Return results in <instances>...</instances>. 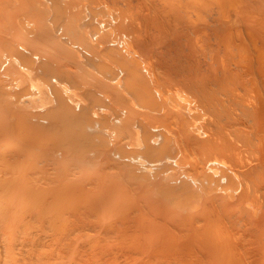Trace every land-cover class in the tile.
I'll use <instances>...</instances> for the list:
<instances>
[{
  "label": "bare ground",
  "instance_id": "1",
  "mask_svg": "<svg viewBox=\"0 0 264 264\" xmlns=\"http://www.w3.org/2000/svg\"><path fill=\"white\" fill-rule=\"evenodd\" d=\"M55 1L0 0V55L4 51L13 55L8 64L10 72H17L26 64L33 66L35 61H30L33 64L26 62L29 61L28 56L39 58L42 69L52 71L53 66H58L64 61L62 57L69 59H65L66 62L73 63V67L76 68L73 56L78 51L77 47L85 52L84 56H87V59L84 61L92 62L89 65L94 64L105 77L102 78L103 76L99 74L97 76H100L101 80H98V77L96 81L95 68L93 69L94 80L87 78L90 79L88 80L90 84L94 82L89 88L95 89L91 95H96L94 94L98 90L96 88L105 91V88L99 87L101 84L109 89V95L105 97L108 103L100 104L102 100L99 101L96 96L92 99L93 103L97 101L99 105L112 110L109 116L111 122L107 119L111 124L107 123L106 126L109 125L107 130L118 136H115L117 137L115 141L112 140L113 144L109 140L113 146H111L113 153L109 149L111 147H107L111 152L109 154L114 155L117 152L116 154L122 158L117 157L121 161L117 162L116 157L113 159L112 155L111 159L110 155H107L105 160L108 164L110 162V166L106 165L102 160L109 150L105 148L107 152L100 153L103 159L100 157L99 162L103 166H108L113 174L119 172L124 177V182L119 190L116 188L114 190L111 186L113 184L103 185L101 178H105L106 174L103 170L107 172L108 168L101 166L99 168L102 170L96 168L99 170L97 172L103 171L104 174L100 172L103 174L101 176L99 173L101 178L94 180L92 178L91 183L89 176L93 172L90 170L89 175L84 174L88 180L84 175L83 177L77 174L87 180L88 184H92L93 190L89 184V187L87 186L89 191L86 188L84 191L83 187L81 189L83 191L74 196L63 193L50 194L53 195L54 201L47 204L43 198L46 197V191H42L46 188L42 187L41 194L38 195L43 202L38 200L33 204L21 203L20 211L10 213L8 210L14 211L17 207L14 205L13 197L10 199V203L14 201L11 205L0 208V264H264V0H57V3ZM58 3L61 5L58 6ZM52 13L58 17L56 22L52 21L57 24L60 19L61 24L60 22L58 24L62 25L61 27L58 25L60 29L57 28V34L47 24L52 23L50 21L54 18L50 16ZM82 21L84 25L81 29ZM19 22L32 31L26 35L27 30L21 29L22 25ZM56 36L72 40L70 43L73 44V48L76 46V51L69 48L71 44L68 45L66 40L64 44L61 43L62 46L67 44L68 47L65 46L69 50L75 51V55L74 51L73 55L70 54L72 60L66 55L62 56V48L65 46L57 44L59 38L56 41ZM17 38L20 42L16 41ZM80 56L84 59L83 54ZM80 56L78 55V58ZM66 62L64 61L62 65H67ZM2 63L0 69L4 67L6 60ZM84 64L85 62L81 63V66ZM77 66L79 67V64ZM3 67L0 71L4 70ZM63 68H60L61 72L65 70L70 73L72 71V75L73 72L76 73L70 66L68 70ZM87 69L91 68L86 67ZM68 72L66 76L69 77ZM72 75L71 77H74ZM79 75L78 71L79 81L83 78L84 84H87L86 77ZM75 77L78 81L77 75ZM49 79L47 77L48 82ZM102 79L108 80L106 83L103 81L107 85H103ZM95 81L97 86L101 81L98 87ZM57 82L62 84L64 81ZM81 82L77 84L84 85ZM72 83L75 84L74 81ZM53 86H56L55 83ZM99 92L98 94L102 95ZM3 94L1 97H4ZM89 94L87 92L86 97L93 98ZM45 96L46 93H43L39 98ZM53 99L55 100V97ZM64 101L67 102L68 99ZM66 102L63 104L67 105ZM70 106L72 105L67 107L69 112L65 114L68 118L69 113H72V109L69 110ZM73 107L75 106L71 108ZM12 108L14 117L15 114L20 116L14 111L15 107ZM97 108L96 106L95 109ZM57 110L59 111L58 108ZM31 113L27 114L26 119L30 117L32 120ZM62 113L64 112L61 111L60 114ZM8 114L10 117L11 113ZM24 115L26 113L23 114L25 118ZM55 115L57 119L60 116ZM49 116H45L48 122L49 118L54 119V115ZM9 117L7 119H14L12 116L13 119ZM84 119L81 122L84 123ZM72 120L76 121L73 117ZM52 121L56 120H51L49 124L47 122L49 126H46L49 130L51 128L50 133L54 135L56 132L52 134L55 131V125L53 129L51 126L54 123ZM14 122L18 123L17 119ZM37 122L34 123L37 125ZM31 123L33 124L29 121L28 124ZM100 125L105 127L103 123ZM21 126L20 130L23 129V133L27 134L29 129L23 128L25 125ZM38 126L40 127V124ZM62 127L59 125V128ZM37 129L38 131L35 129L33 132L40 133V128ZM14 131L20 132L17 129ZM27 142L31 144L29 147L24 142L27 149L35 148V144L33 146L31 141ZM139 143H142L141 147ZM138 148L147 154L148 161L141 163L129 156ZM29 150L17 151L19 154L26 153L28 161L29 159L32 161L29 154L34 151L31 150L29 153ZM59 152L64 154L66 150L63 152L60 149ZM23 153L20 154L21 157ZM92 153L95 154V151ZM52 155L53 153L50 155V162H53ZM88 158H85L84 164H90L83 169L89 167L96 156L93 158L90 156L91 160ZM124 158L127 164L137 165L138 161V164L144 167L158 170L160 173L158 180L168 184L165 191L168 190L169 196L155 198L152 196L154 185L142 181L132 183L134 172L132 174L131 170L134 165H129L132 168L124 165L122 162ZM33 159L35 160V157ZM37 161L39 162L36 159L32 168L36 167ZM44 164L45 166L41 165L46 168L49 161ZM75 165L78 166L74 163L73 166ZM80 166L77 168L78 171L82 167ZM54 169L61 170L56 167ZM42 170L44 171V168ZM94 170L93 168L92 171ZM35 171L33 172L36 173ZM45 171L44 174L48 177L57 173V171L53 173L55 170L52 173L51 170L49 173L48 170ZM61 172L63 175L58 174L59 177H56V174L53 176L54 179L57 178L58 181L60 178L66 179L64 174L67 177V172L64 173V169ZM106 175L108 177V172ZM51 178L52 175L47 181ZM22 186L24 185L19 186L20 190ZM33 186L32 189L30 186L25 188L35 194L40 192L36 193ZM1 187L3 190L8 188L6 185ZM58 189L61 190L59 187ZM28 191L21 193L26 194ZM110 191L128 197L123 200H115L117 199L115 197L111 204V200H107L110 198ZM50 192L52 193V190H48L47 195ZM137 193L141 196L136 197L137 199L131 197ZM86 195L97 200L105 195L104 198L108 201L106 203L114 205L116 209L112 206L113 214L105 213L104 216V213L101 214L104 212L101 203L94 198V202L90 201ZM72 197L73 201L70 200ZM169 197L175 199L171 200ZM65 198L69 200L63 201ZM62 201L74 203L65 206ZM25 204L28 205L24 206ZM21 207L24 210L21 211ZM156 208L161 217L156 215V218L152 219L150 214L155 213ZM95 212L99 214L96 219L98 215ZM100 214L103 217H110L106 220ZM92 215L95 216L94 219ZM101 217L104 222L100 221ZM140 217L143 220H140ZM87 218L93 220H86ZM98 218L102 225L98 224ZM94 220L99 226L90 223ZM22 228L23 236H19ZM97 229L100 232L96 237ZM44 231L51 235L47 237L40 234ZM89 231H93L94 236ZM85 232H89V236H93L92 239L88 238L87 233L85 237ZM86 238L89 240H85Z\"/></svg>",
  "mask_w": 264,
  "mask_h": 264
},
{
  "label": "rangeland",
  "instance_id": "2",
  "mask_svg": "<svg viewBox=\"0 0 264 264\" xmlns=\"http://www.w3.org/2000/svg\"><path fill=\"white\" fill-rule=\"evenodd\" d=\"M55 3H57V0L55 1ZM62 3V2H61ZM57 5V4H56ZM61 4H59L58 3V6H60ZM58 6H55V8L56 7H58ZM54 8V9H55ZM52 11V10H51ZM50 16H52V17H54V18H51ZM50 16H49V19L48 20H50V18H51V20L50 21H52V20H54L55 22H56V20H58V17L57 16H55V13H52V15L50 14ZM57 17V19H55ZM54 21H52V23L50 22H48L47 24H48V27L51 29V30H53L56 34H57V32H58V27L60 26L58 23L60 22V24H61V21H60V19H59V21L57 22V24L54 22ZM84 23V21H82L81 23H80V28L82 29L83 28V24ZM19 24H20V22H19ZM20 25H22V24H20ZM19 25V26H20ZM59 25V26H58ZM24 26H26L25 24H24ZM24 26L22 25V26H20L21 27V29H23L24 31H26V35H28V33H30L31 31H29V29H28V26H26V28H24ZM62 26V25H61ZM60 26V27H61ZM82 26V27H81ZM23 27V28H22ZM60 27H59V29H60ZM79 28V29H80ZM58 38H59V42L57 43V44H59V45H61L62 46V44H64L65 43V40H66V43L68 44H71V45H69L70 47L69 48H71V50H72V48H73V44L72 43H70L71 41H70V39L69 38H67L66 39V37H58V36H56V41H58ZM55 39V38H54ZM53 39V40H54ZM69 39V40H68ZM69 42H68V41ZM16 41H18V42H20L19 40H18V38H17V40ZM55 41V42H56ZM62 43V44H61ZM67 44H65V45H67ZM64 45V46H65ZM68 45H67V47H68ZM76 45V44H75ZM64 46H62V47H64ZM66 46L64 47V48H62V50H63V55L62 56H65L66 55V57L67 58H69L70 57V59L71 58H73V61L75 62V66H76V68H78V69H76L75 67H73V63H69V61L68 62H66V60H69V59H66L65 57H62L61 55V57L64 59V61L66 62L65 64H67V65H62L63 63H64V61L62 62V63H59V67L57 66V65H55V66H53L54 67V69L51 71V70H47V71H49V72H47L46 70H43L42 68H43V66L41 67L40 66V64H41V60H39V58H37V57H35V56H33V58H30V56H28L27 57V60H29V61H26V62H29L30 63V61L31 60H33V61H35V63H37V64H35L34 63V65L32 66V65H25V67L24 66H22V67H20V69L17 71V72H10V70L8 69V64H9V61H10V59L13 57V55L11 54V52L10 53H8L7 51H4V52H6V53H4V52H2L1 53V55H0V59L1 60H3V61H1V63H0V65L1 64H3L2 62H4L5 60H6V63H4V70H2L4 73H2V71H0V73H2L1 75H2V77H1V75H0V92H2L1 94H3L4 93V91H5V93L3 94L4 95V97L2 98L1 97V94H0V208H3V207H5V206H7V205H11V203H13L14 201H15V203H14V205L15 206H17L16 208H17V210H15L14 209V211H11V210H13V209H10V210H8L10 213L12 212H16V211H20V206H21V203L22 204H24V203H35L36 201H40L41 199H40V194H41V188L42 187H45L46 189L45 190H42V191H46L45 193H46V197H44L43 195H41V196H43V198H44V201L47 203V204H50L51 203V201L53 200L54 201V199H53V195H56V193H63L64 195H67L68 196V194L70 195H72V196H74L75 194H78V193H80V191H83V190H81L83 187V189H84V191H85V188H86V190H88L89 191V186H92V184H90L91 183V181H92V178H93V180L95 179V178H101L100 176H99V173L101 172H97V171H99V170H97L99 167H101V168H103L104 166H103V164L101 163V162H99L100 161V157L103 159V156H101L103 153L102 152H107L106 150L108 149L107 147H111L112 145H110V143H112V140L113 141H115V138L117 139V137H115V136H118V135H116L115 133H111V132H109V130H107V127H109V125L111 124V123H108V120L109 119H111L109 116L111 115V113H110V111L112 112V110L110 109V108H108V107H103L102 105H99V102L97 103V101L95 102V103H93V101H92V99H94V96H96L98 99H99V101H101L100 102V104H102L103 102H104V104L105 103H108V101H107V98L105 99V97H108V95H109V89L107 90V87H105V86H102V84L100 85V83H101V81L100 82H98L99 83V87L101 88V87H103V88H105V91L102 89V90H100L99 88H96V90H97V92L96 93H94V94H96V95H91L92 94V92L95 90L94 88L93 89H89V88H91V86H93L92 84L94 83L93 82V80H94V78L96 79V78H98V80L100 79L101 80V78H100V76H97V75H102L101 74V72H99V69L93 64V65H89V64H92V62H89V61H87V62H89V63H86V61H84L85 60V58L87 59V56H84L85 55V52L83 53L82 52V50H79L78 49V47H77V50L78 51H76V49H75V47L76 46H74V48L73 49H75V51L77 52L76 53V55H75V51H74V55L76 56V58H75V56H71L70 54H72V52L73 51H71V50H69V48H67ZM8 49V48H7ZM7 49H5V50H7ZM80 51V52H79ZM82 52V53H81ZM80 54L82 55L83 54V56H84V59H83V57H81L80 56ZM12 55V56H11ZM27 55V54H26ZM73 55V54H72ZM78 55L80 56V58H78ZM32 57V56H31ZM26 59V58H25ZM37 61H36V60ZM45 60H46V58H44ZM66 59V60H65ZM72 60V59H71ZM70 60V61H71ZM40 61V62H39ZM46 61H48V60H46ZM60 62H61V60H60ZM76 62L79 64V67L77 66L78 64H76ZM83 62H85V64L83 65V66H81V63L83 64ZM43 63H44V61H43ZM42 63V64H43ZM6 64V65H5ZM30 64H33V62H31ZM70 64V65H69ZM26 66H28V67H26ZM30 66V67H29ZM69 66H70V68L73 70V71H75L76 73L74 74V72H73V75H72V71H71V69H69L70 71H71V73L70 72H68V73H70V75H69V77L68 76H66V71L65 70H63L62 72L63 73H65V75L61 72V70H60V68H66V70H68L67 68H69ZM87 68H91V69H87L86 70V67ZM94 66V67H93ZM2 67H1V69H2ZM24 67V68H23ZM32 67V68H31ZM84 67V68H83ZM29 70H28V69ZM63 68V69H64ZM73 68H75V69H73ZM95 68V71L93 70ZM0 69V70H1ZM97 69V70H96ZM6 70V71H5ZM32 70V71H31ZM79 71V73H80V75L79 76H81V77H86L85 79L87 80V84H89V86L87 85V84H84V79L83 78H80V80L81 81H83V82H81V81H79V79H78V71ZM47 72V74L48 73H50V74H46V76L44 75L46 72ZM95 72V77H94V72ZM44 72V73H43ZM93 73V74H90V75H92L91 77H90V75H89V73ZM97 72V73H96ZM99 72V73H98ZM43 73V74H42ZM43 75V78H46V79H41V77H42V75ZM5 75H6V77H5ZM52 75V76H51ZM58 75H59V77H58ZM68 75V74H67ZM71 75L72 76H76L77 75V79H78V81H76V77L74 78V77H71ZM89 75V76H88ZM63 76H64V79H63ZM88 76V77H87ZM103 76V77H102ZM101 77L102 78H105L104 77V75H102ZM4 77V79H2ZM47 77L48 78H50L49 80V82H48V80H47ZM53 77V79H51ZM55 77V78H54ZM94 77V78H93ZM60 78V80H61V78H62V80L61 81H64V82H61L60 80H57V79H59ZM87 78H92L91 80H92V82L93 83H89L88 82V80H90V79H87ZM10 79V80H9ZM55 79V80H54ZM71 79H73L72 80V82L74 81L75 82V84L74 83H72L71 82ZM75 79V80H74ZM107 79V78H106ZM9 80V81H8ZM59 81V82H61L62 84H59L57 81ZM85 80V81H86ZM47 83H46V82ZM52 81V82H51ZM96 81H97V79H96ZM95 81V82H96ZM103 81H105L104 79H102V83H103ZM7 82V83H6ZM46 83V84H44V83ZM55 83V85L56 86H53L54 85V83ZM81 82V84L83 83L84 85H80V84H77V83H80ZM106 82H108V80L107 81H105V83ZM9 83H10V85L11 86H9L8 87V85H9ZM53 85H52V84ZM105 83H103V85H107V84H105ZM48 84V85H47ZM51 84V85H50ZM76 85V87L74 86V85ZM3 85V86H2ZM95 85L97 86V82L95 83ZM6 86V87H5ZM14 88H13V87ZM52 87L51 89L49 88V87ZM79 86V87H78ZM80 86H82L83 88H80ZM88 86V87H87ZM97 86V87H98ZM109 86V85H108ZM3 87V88H2ZM54 87V88H53ZM57 87L59 88V89H57ZM95 87V86H94ZM4 89V90H3ZM26 89H28V90H26ZM57 89V90H56ZM62 89V90H61ZM8 92H7V91ZM22 90V91H21ZM59 90V91H58ZM80 90V91H79ZM83 90H84V92H85V94H87V92H89L90 94V96H93V98L91 97H86V95L84 94V92H83ZM87 92H86V91ZM88 90H90V91H88ZM9 91L10 92H13V93H9ZM31 91V92H30ZM51 91H52V93H51ZM61 91V92H60ZM101 92L102 93V91H104V92H107L108 94L107 95H104L103 93H102V95H100V94H98V92ZM30 92V93H29ZM57 92V93H56ZM99 92V93H100ZM16 93H17V95H16ZM43 93H46V96H45V98L43 97L42 99L41 98H39V95H41L42 96V94ZM62 93H64L63 95H62ZM98 94V95H97ZM53 95V96H52ZM85 95V97H83ZM18 96V97H17ZM64 98H62V97ZM102 96H103V99H102ZM6 97V98H5ZM37 97V98H36ZM53 97H55V100L53 99ZM95 97V98H96ZM5 98V99H4ZM36 99V101H35V99ZM58 98L59 99H61V100H58ZM68 99V101H69V104H68V101L66 102V101H64V100H67ZM16 99V100H15ZM20 99V100H19ZM32 99H34V101L32 100ZM91 99V100H90ZM101 99V100H100ZM20 102H19V101ZM57 100V101H56ZM63 100V101H62ZM97 100V99H96ZM103 100H105V101H103ZM16 101V102H15ZM31 101V102H30ZM19 102V103H18ZM65 102H66V104L67 105H64L65 104ZM89 102V103H88ZM16 105H15V104ZM18 103V104H17ZM55 103L57 104L56 106H55ZM63 104V105H61V106H59L58 104ZM90 103L92 104V105H90ZM31 104V105H30ZM88 104V105H87ZM97 104V105H96ZM69 105H72V106H75V107H73V108H71L72 106H70L69 107V110H71L72 109V113L70 114L69 113V118H68V115H65V114H67L68 112H67V107L69 106ZM81 105V106H80ZM82 105L84 106V109H82ZM89 105H90V108H89ZM18 106V107H17ZM65 106H66V108H65ZM80 106V107H79ZM86 106H87V110H86ZM96 106L99 108H97V109H95L96 108ZM102 106V107H101ZM105 106V105H104ZM12 107H15L14 109V111H16V113L18 112L19 114L18 115H20V116H17V114H15V117H14V114H13V108ZM49 107V108H48ZM60 107V108H59ZM95 107V108H94ZM52 108V109H51ZM57 108L59 109V111H60V109H62L61 111H63L64 113H62V114H60L61 113V111L59 112L58 110H57ZM77 108V109H76ZM101 108H102V110H101ZM20 109V110H19ZM58 111V112H56V110ZM64 109V110H63ZM92 109H93V111H92ZM52 110V111H51ZM99 110H101V111H99ZM12 111V112H11ZM65 111H66V113H65ZM8 112H10L11 113V115H10V117L9 116H7V115H9L8 114ZM32 112V113H31ZM34 112H36V113H34ZM42 113V115L40 116V114ZM52 112V113H51ZM55 112V113H54ZM24 113H26V115H24L25 116V118L23 117V114ZM30 113H31V118H32V120L31 119H26L27 118V114L28 115H30ZM38 113V114H37ZM100 113V114H99ZM37 114V115H36ZM47 115V117L49 116V115H54V116H56V117H54L53 116V118L54 119H51V118H49V122H48V119H47V117H45L46 115ZM55 114H59L60 116L58 117V119H57V115H55ZM85 115V116H82V115ZM40 117H39V116ZM64 115L66 116V118L64 117ZM73 117V119H76V121L75 120H72V117ZM75 115V116H74ZM15 119L16 118V116H17V121H18V123L17 122H14L15 120L12 118V117ZM62 116V117H61ZM92 116V117H91ZM12 118L13 120H9V119H7V118ZM18 117H19V119H20V117H21V119H20V122H19V119H18ZM49 117H51V116H49ZM61 117V118H60ZM75 117V118H74ZM101 117V118H100ZM24 118V119H23ZM63 118H65V119H63ZM79 118V119H78ZM85 118V119H84ZM42 119V120H41ZM56 120V121H52V122H54L53 124H51V126H52V129H53V125H55V128H54V132L52 133V134H54L55 132V134L54 135H51V128H50V130L48 129V127L47 126H49V125H47V122H48V124L50 123V121L51 120ZM61 119H63L64 120V122H63V120H62V122H61ZM84 119V123L83 122H81L82 120ZM97 119V120H96ZM99 119H101V120H99ZM108 119V120H107ZM28 120V121H27ZM37 120H38V122H37ZM60 120V121H59ZM29 121L31 122H33V124L31 123V125L30 124H28L29 123ZM66 121V122H65ZM77 121H78V123H77ZM80 121V122H79ZM106 121V122H105ZM14 122V123H13ZM24 122V124H22V123ZM28 122V123H27ZM34 122H37V125L34 123ZM75 122H76V124H75ZM109 122H111V120H109ZM20 123H21V125H25V126H23V128H26V129H29V130H27L28 132H26V130H25V132L27 133V134H25V133H23L24 131H22V130H20L21 128H22V126L20 125ZM57 123H59V125L62 127V128H59V125L57 124ZM104 124V126L105 127H102V125H100V124ZM109 124L108 126H106V124ZM17 124H18V126H17ZM40 124V127L38 126ZM42 124H44V126L46 127V129H45V127L44 126H41ZM84 124V125H83ZM30 127H29V126ZM47 125V126H46ZM19 128H17V127ZM33 126V128L31 129V127ZM57 126V127H56ZM16 127V128H15ZM40 128V133L39 132H33V131H35V129L38 131V129L37 128ZM44 127V128H43ZM76 127V128H75ZM15 129H17L18 130V132L20 133H17V131H14ZM44 129H45V131H44ZM58 129V130H57ZM63 129H64V131H63ZM30 130H32V132L30 133L29 131ZM42 130L44 131V133H41L42 132ZM46 130H48V131H46ZM84 130V131H83ZM21 131H22V133H21ZM46 132V133H45ZM72 132V133H71ZM17 133V134H16ZM95 133V134H94ZM100 133V134H99ZM104 133V134H103ZM108 133H110V134H108ZM22 134V135H21ZM25 134V135H24ZM29 134V135H28ZM67 134V135H66ZM105 134H106V137H105ZM108 136V137H107ZM111 137L113 138V139H111ZM31 138V139H30ZM110 138V139H109ZM17 139V140H16ZM71 139V140H70ZM75 139V140H74ZM109 140H111V142L109 141ZM27 141H31L32 142V145L34 146V144L37 146V148H36V146H34L35 148H30L31 150H33L32 152L33 153H30V151L31 150H29V149H27L26 147H25V145H24V142H25V144L27 145V146H29V147H31L30 145V143H28ZM35 143H34V142ZM52 141H55V142H52ZM110 142V143H109ZM28 143V144H27ZM56 143V144H55ZM58 143V144H57ZM71 143H73V144H71ZM21 144V145H20ZM113 144V143H112ZM140 144V147L142 146V143H139ZM22 145H24V147H22ZM74 145H75V148H74ZM102 145V146H101ZM110 145V146H109ZM19 147H21V148H19ZM28 147V148H29ZM60 147V148H59ZM77 147V148H76ZM113 147V146H112ZM112 147L111 148H109L111 151H112ZM25 150H29V156H30V158H32V161H31V159H29V161H28V156H26L25 157V155H26V153L24 154L23 152L25 151ZM58 148V149H57ZM64 148V149H63ZM95 149V150H89V149ZM105 148H107L106 150H105ZM18 149H21V151L23 150V155H24V157H23V155H22V157H21V155L20 154H22V153H18ZM35 149V150H34ZM54 149V150H53ZM55 149H57V150H55ZM60 149L63 151V152H65V150H66V152L64 153V154H62L61 152H59L60 151ZM75 149H77L78 151H76ZM104 149V150H103ZM108 149V150H109ZM87 150H89V152L87 151ZM98 150V151H97ZM110 150H109V152H107V154H105L104 156V159L102 160V161H105L106 162V158L108 157L107 155H110L109 153H111L110 152ZM20 151V152H21ZM72 151V152H71ZM87 153H86V152ZM91 151V152H90ZM95 151V154H93L92 152H94ZM114 151H115V149H114ZM15 152H17V154H14ZM116 152V151H115ZM155 152H156V150H155ZM53 153V159H52V161L53 162H50L51 161V154ZM57 153V154H56ZM100 153H102L101 155H100ZM112 153H113V151H112ZM117 153V152H116ZM116 153H114V155H113V159H115L114 157H116V161L118 162V161H120L117 157H119L120 159H122L121 157H120V155L119 154H116ZM32 154L34 155V156H32ZM48 154V155H47ZM58 154H60V155H58ZM62 154V155H61ZM17 156V157H15V156ZM57 157H56V156ZM112 155H110V158H111V156ZM116 155V156H115ZM46 156V158L44 159V157ZM48 156V157H47ZM90 156H91V158H93L94 156H96V158L98 157L99 158V160H98V158L96 159V158H94V159H92V161L93 160H95V161H93V162H95V163H93V162H91L92 164L89 166V167H87L88 168V170H87V168H84L83 169V167H86V165L87 164H90V163H87L86 165L84 164V163H86V159L85 158H87V157H89L88 159H90ZM129 156H131V157H134V160H138L139 162H141L142 163V161H148V157H147V154L144 152V151H142V149L141 148H138V150L136 151V152H134V154H131V155H129ZM10 157V158H9ZM28 157V158H27ZM35 157V160L37 159V160H39V162L37 161L36 162V167H34V168H32L33 166H34V164L33 163H35V160L33 159ZM50 157V158H49ZM55 157V158H54ZM9 158V159H8ZM14 158L16 159L17 158V160H14ZM21 158V159H20ZM24 158H26V159H24ZM50 159V160H46V159ZM84 158V159H83ZM109 158V159H110ZM8 159V160H7ZM14 162H12L11 160ZM18 159H20V160H18ZM24 159V160H23ZM87 159V161L88 162H90L89 160ZM112 159V158H111ZM27 161V164H26V161ZM41 160H42V162H41ZM44 160V161H43ZM91 160V159H90ZM108 160V159H107ZM15 161H16V163H15ZM31 161V162H30ZM46 161H47V163H48V161H49V164L47 165V166H49V167H47L46 166V168L45 167H43V165L45 166V164L44 163H46ZM82 161V162H81ZM112 161V160H111ZM138 161H136V164L137 165H134L135 163H130V164H127L128 162H127V160L124 158V161H122L123 163H124V165H126L127 167H130V166H133L134 165V168H133V170H135V171H133V170H131L132 172V174H133V172H134V174H133V176H132V179H131V182L133 183V181H135L134 183H136V181H142V182H146V183H148V184H152V185H154V190L152 191L153 193H152V196L153 197H155V198H164V197H167V196H169V194H168V190H166L165 191V188H168L167 186H168V184H165L164 182H160L158 179H159V177H160V173H159V171L158 170H155L154 168H147V167H144V166H142V165H140V164H138L139 162ZM31 164H33V165H31ZM78 162V163H77ZM100 164H102V165H100ZM121 162V161H120ZM9 163V164H8ZM43 164V165H41V164ZM78 164V166H80L81 168H80V170L78 171L77 170V168H78V166H73V164ZM79 163H81L80 165H79ZM11 164V165H10ZM40 164V165H39ZM106 165H109L110 166V162H109V164L106 162L105 163ZM133 164V165H132ZM29 165V166H28ZM83 165H85V166H83ZM94 166V167H92L91 168V166ZM100 165V166H99ZM130 165V166H129ZM138 165H139V168H138ZM28 166V167H27ZM38 166V167H37ZM41 166V168H39ZM96 166V167H95ZM98 166V167H97ZM137 166V167H136ZM142 166V167H141ZM56 167L57 169L58 168H61V170L60 171H57L56 169H54V168ZM62 167H63V169H64V173H66L67 172V177L65 176V174H64V178H66V179H64V178H62V179H64V180H61V178L59 179V181L61 180V182H59L58 180H57V178H55L57 181H55V179H54V177L56 176V174H57V176L56 177H59L58 176V174H60V175H63V173L61 172V171H63V169H62ZM108 168V166H105V169H107ZM26 168V169H25ZM29 168H31L33 171H35L36 173H34L33 171L32 172H30V170L31 169H29ZM44 168V171L42 170ZM49 168V169H48ZM74 168H76V169H74ZM93 168L95 169L94 171H92L93 170ZM97 168V169H96ZM101 168H99L100 170H102ZM130 168H132V167H130ZM143 168V169H142ZM40 169L43 171V173H42V171H40ZM52 169H54L55 170V172H53L54 170H52ZM92 169V170H91ZM137 169V170H136ZM13 170V171H12ZM27 170H29V171H27ZM37 170H39L40 172H38ZM45 170H48V172L47 173H49V171L51 170V173L53 172V173H56V171H57V173L55 174V176L53 175V174H51L52 175V178H51V180H48L47 181V179H49L50 177H51V175H49V177L47 176V174H44V173H46V171ZM84 170H86V171H84ZM91 172H93V173H90V171ZM128 170H130V169H128ZM16 171V172H15ZM21 171V172H20ZM75 171V172H74ZM76 171H78V172H76ZM81 171V172H80ZM83 171V172H82ZM87 171H88V173H87ZM97 172V174H96V172ZM106 174H107V172H108V177H106L107 175L105 174V178H108V179H105L104 177L103 178H101L102 179V184L103 185H105V183H109L110 185L111 184H113V185H111V186H113L114 187V190H115V188L116 189H118L119 190V187L123 184V179H124V177L119 173V172H115L116 174H113V172L112 171H109V168L107 169V172L105 171V170H103ZM102 171V172H103ZM18 172H20V173H18ZM58 172H61V173H58ZM85 172V173H84ZM101 172V173H102ZM104 172H103V174H104ZM13 173V174H12ZM18 173V174H17ZM25 173V174H24ZM37 173H40L41 175H37ZM89 173H90V175L91 176H89V177H91L90 179L91 180H89L90 181V185L87 183V180L89 179L88 177H87V175H89ZM101 173H100V175H101ZM27 174H29V175H27ZM77 174H81L82 176L84 175V174H87V175H84L83 177L84 178H86L87 180H85V179H83V177L81 176H78ZM94 174V175H93ZM102 174V175H103ZM27 175V176H26ZM31 175H33V176H31ZM35 175V176H34ZM45 176V178H42L43 176ZM101 175V176H102ZM23 176H25V177H23ZM38 178H37V177ZM40 176H41V178H40ZM47 176V177H46ZM54 176V177H53ZM112 176V177H111ZM34 177H36V178H34ZM62 177V176H61ZM69 177V178H68ZM111 177V178H110ZM27 179V181H28V183H27V181H26V179ZM30 178V179H29ZM32 179V180H31ZM34 179V180H33ZM109 179H111V181L109 182L108 180ZM43 180H45V181H43ZM56 182H54V181ZM4 181V182H3ZM47 181V182H46ZM86 181V182H85ZM88 181V182H89ZM1 182H3V184L1 183ZM30 182V183H29ZM112 182V183H111ZM7 183H9V184H7ZM21 183V184H20ZM26 183V184H25ZM63 183V184H62ZM87 183V184H86ZM19 184V185H18ZM39 184H41V185H39ZM2 185H6V186H8V188H7V190H5V188H4V190L2 189ZM21 185H24V186H22V188H21V190H20V187H21ZM32 185H34L33 187H35V188H33V190L34 189H36L35 190V192L37 191H40V192H36L37 194H35L34 192H30L31 190H29L28 191V189H26L25 187L27 186V188H30ZM89 185V186H88ZM107 185V184H106ZM20 186V187H19ZM30 186V187H29ZM36 186H41V187H39V190H37L38 189V187H36ZM88 186V187H87ZM108 186V185H107ZM111 186H108V187H111ZM160 186V187H159ZM19 187V188H18ZM24 187V188H23ZM58 187L59 188H61V190H59L58 189ZM65 187V188H64ZM73 187V188H72ZM113 187H111V189L113 188ZM92 188V189H91ZM25 189V190H24ZM30 189H32V187L30 188ZM43 189V188H42ZM90 189L91 190H93V186L92 187H90ZM28 191V193L26 192V194H23V193H25V192H23V191ZM48 190H52V193L50 192V193H48L49 195L50 194H53V195H50V196H52L51 197V199H50V196L49 195H47V192H48ZM21 191L23 192V193H21ZM63 191V192H62ZM68 192V193H67ZM93 191H91V193H92ZM21 193V194H20ZM34 193V194H33ZM44 193V194H45ZM83 193H86V192H83ZM110 198H107V200L109 199V200H111L110 201V203L112 202V199L114 200V198L116 197L117 199H115V200H120V199H124L125 197H128V196H126V195H120V194H118V193H113V192H111L110 191ZM169 193H170V191H169ZM23 194V195H22ZM39 194V195H38ZM42 194H43V192H42ZM90 194V193H89ZM93 194V193H92ZM95 194V193H94ZM38 195V196H37ZM70 195V196H71ZM85 195V194H84ZM91 195V194H90ZM97 195V194H96ZM96 195H95V197H96ZM106 195V194H105ZM102 196L101 198H100V200L98 201L96 198H94V197H92V198H90L89 197V195H88V197H87V195L85 196V197H87V198H90L89 200L90 201H93V198L95 199V201H97V202H100L101 203V205H102V207H103V209L102 210H104V212L102 211V215H103V213H104V216H105V213H111V214H113V211H111V209H113L112 208V206L114 207V205H112L111 206V204H113V203H106V202H108L107 200H105V198H106V196ZM92 196H94V195H92ZM139 196H141L139 193H137L135 196H131V197H135V199H137L136 197H139ZM13 197H15L14 198V201L13 202H11L10 203V199L12 200L13 199ZM105 197V198H104ZM46 198V199H45ZM47 198H48V201H47ZM87 198H83V199H86V201L88 202L89 200H87ZM104 198V199H103ZM67 199L68 198H65V199H63V201L65 200V202L67 201ZM73 199V197L70 199L71 201H73L72 200ZM92 199V200H91ZM169 199H171V200H174L175 199V197H169ZM43 200V199H42ZM41 200V201H42ZM69 200V199H68ZM78 200V199H77ZM121 200V201H122ZM62 201V202H63ZM67 202V203H65V202H63L62 204L64 205L65 204V206L66 205H70L72 202ZM74 201H76V200H74ZM79 201V200H78ZM43 202V201H42ZM94 202V201H93ZM114 202V204H115V201H113ZM117 202V201H116ZM28 203V204H29ZM30 203V204H31ZM74 203V202H73ZM72 203V204H73ZM99 203V204H100ZM121 203V202H120ZM27 204V205H28ZM52 204V203H51ZM61 204V205H62ZM88 204V203H87ZM2 205V206H1ZM26 204L24 205V206H27ZM117 205H119L118 203H117ZM108 207V208H107ZM22 208V207H21ZM115 209H116V207H114ZM22 210H24L23 208L21 209V211ZM157 210H158V208H156V209H154V211H155V213H152V214H150V218H156V215L157 216H159V212H157ZM114 212H115V210H114ZM98 216H94L95 217V219L97 218V217H99V214L97 213V212H95ZM94 214V213H93ZM96 214H94V215H96ZM100 214V215H101ZM101 215V216H102ZM94 217H93V215H92V218L94 219ZM103 217V216H102ZM102 217L100 218V221L101 220H103L104 218L106 219H108L109 217H103V219H102ZM159 217H161V216H159ZM92 218H87L86 220H90V219H92ZM92 219V220H93ZM106 219V220H107ZM140 220H143L141 217H140ZM95 221V222H94ZM93 221V223L92 222H90L91 224H94V225H97V224H95L96 223V220H94ZM97 221H99V218H98V220ZM99 221V222H100ZM105 220H103V222H104ZM98 222V224H101V222L99 223ZM102 225V224H101ZM97 226H99V225H97ZM23 229V228H22ZM40 231H41V229H40ZM97 231H98V233H97ZM23 232H24V229H23V231L21 230L20 231V234H19V236H23ZM42 232V231H41ZM40 232V234H44V235H47L46 233H48V232H46L45 233V231H44V233H41ZM90 232V231H89ZM88 232V233H89ZM93 232V231H92ZM92 232H90V233H92ZM99 230L97 229L96 231H95V236H96V234L98 235L99 234ZM87 232H85V234H86ZM87 233V234H88ZM50 235H51V233H49ZM48 234V235H49ZM84 234V236L85 237H87V234L85 235ZM93 234V236H94V233H92ZM48 235H47V237H48ZM49 235V236H50ZM81 236V235H80ZM93 236H89V234H88V238H90L91 237V239H92V237ZM97 237V236H96ZM99 237V236H98ZM95 238V237H94ZM82 239H83V237H82ZM96 239V238H95ZM85 240H89V239H85Z\"/></svg>",
  "mask_w": 264,
  "mask_h": 264
}]
</instances>
